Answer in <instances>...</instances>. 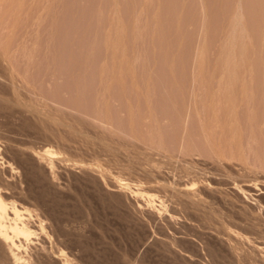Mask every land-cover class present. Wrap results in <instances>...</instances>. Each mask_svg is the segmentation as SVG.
I'll use <instances>...</instances> for the list:
<instances>
[{
  "label": "rangeland",
  "instance_id": "1",
  "mask_svg": "<svg viewBox=\"0 0 264 264\" xmlns=\"http://www.w3.org/2000/svg\"><path fill=\"white\" fill-rule=\"evenodd\" d=\"M5 1L0 198L39 227L25 264H264V0Z\"/></svg>",
  "mask_w": 264,
  "mask_h": 264
},
{
  "label": "bare ground",
  "instance_id": "2",
  "mask_svg": "<svg viewBox=\"0 0 264 264\" xmlns=\"http://www.w3.org/2000/svg\"><path fill=\"white\" fill-rule=\"evenodd\" d=\"M3 1H5V0H3ZM7 1V0H6ZM5 1V2H6ZM13 1V0H12ZM15 1V0H14ZM19 1V0H18ZM18 1H16V3L18 2ZM21 3L23 2V1H20ZM3 5H4V3L3 2H1ZM8 3H10V0H9V2ZM7 3V4H8ZM24 3V2H23ZM14 4V3H13ZM2 6V5H1ZM5 6V5H4ZM7 6V5H6ZM6 6H5V9H6ZM20 7V6H19ZM2 8H3V6H2ZM8 8H9V5H8ZM7 8V9H8ZM11 8H12V6H11ZM10 8V9H11ZM16 8V7H15ZM6 9V11H8ZM4 11L5 10H3V13H4ZM11 11V10H10ZM6 13V12H5ZM11 14H13V13H11ZM0 16H1V14H0ZM13 16V15H12ZM2 17V16H1ZM4 18V17H3ZM6 18H9V16L7 17L6 16ZM21 18V17H20ZM1 19V18H0ZM9 20V19H8ZM7 20V21H8ZM4 21V20H3ZM5 22H6V20H5ZM7 23V22H6ZM17 23V22H16ZM17 25V24H16ZM2 26V25H1ZM0 26V27H1ZM3 29V28H2ZM5 29V28H4ZM8 29V28H7ZM6 30V29H5ZM0 31H1V29H0ZM4 34V33H3ZM3 40V39H2ZM4 42V41H3ZM2 43V42H1ZM3 44V43H2ZM5 44V43H4ZM3 44V45H4ZM1 45V44H0ZM8 48V47H7ZM6 49V48H5ZM8 50V49H7ZM224 92V91H223ZM230 93V92H229ZM216 94H217V92H216ZM218 94H219V92H218ZM210 95H211V93H210ZM222 95V94H221ZM235 95V94H234ZM217 97H216V101L218 102L219 101V104H217L216 103V101L214 100V98L212 97V96H207L206 97V95H205V97H204V102L206 101V104H207V106H208V108H210V109H212L213 110V108H215V107H217V106H219L220 107V104H223V103H226L227 102V104H224V105H221L222 106V108L221 109H223V106H224V108L226 109V111H228L229 112V117L230 116H233V114H230V111L231 112H233L232 110V108L234 107L233 105V98L231 99V98H229L230 100L229 101H223V100H218V96L219 95H216ZM230 96V95H229ZM237 96V95H236ZM235 96V97H236ZM220 97V96H219ZM222 97V96H221ZM220 97V98H221ZM223 97H227V96H223ZM240 97V96H239ZM4 99V98H3ZM228 99V98H227ZM238 99V98H237ZM262 99V98H261ZM5 100V99H4ZM238 100H240V98L238 99ZM222 101V102H221ZM8 102V101H7ZM203 102V103H204ZM241 102V101H240ZM202 103V104H203ZM237 103H239V102H237ZM206 104L204 103L203 105V107H206ZM257 105V104H256ZM259 105V104H258ZM238 106H239V104H238ZM264 106V105H263ZM253 107V106H252ZM218 108V107H217ZM235 108H236V106H235ZM221 109H219L218 108V110H221ZM232 109V110H231ZM256 109H258V108H256ZM255 109V110H256ZM261 109V108H260ZM263 109V108H262ZM207 110V109H206ZM224 110V109H223ZM208 111V110H207ZM216 110L214 109V112H215ZM226 111L224 110V112H222V113H226ZM260 111V110H259ZM263 112V111H262ZM209 113H211V111L209 112ZM216 113V112H215ZM214 113V114H215ZM219 113V115H220V112H218ZM212 114V113H211ZM214 114H212V116H211V118H209V119H211L212 121H208L209 123L211 122H213V116L215 117V115ZM227 115V114H226ZM226 115H224V116H226ZM224 116H223V118H224ZM228 116H227V118H228ZM262 116V115H261ZM220 117V116H219ZM264 117V116H263ZM262 117V118H263ZM221 118V117H220ZM219 118V119H220ZM222 118V119H223ZM220 120V122L221 123H223L224 124V126L226 125H230L232 122V120L230 121L231 123H229V124H227L228 122H226V123H224V122H222L223 120ZM226 119V118H225ZM230 119H232V117L230 118ZM207 120H208V118H207ZM216 120H218V119H215V121H214V123H216ZM258 120V119H257ZM261 120V119H260ZM260 120H258V121H260ZM262 120H264V119H262ZM234 121V120H233ZM262 122V121H261ZM237 123V122H236ZM218 124V123H217ZM215 125V126H218V125ZM233 124V123H232ZM259 124H261L260 122H259ZM212 125H214V124H212ZM212 125H211V127H212ZM237 125V124H236ZM219 127H221V126H219ZM223 127V126H222ZM231 127V125L229 126V128ZM234 127V126H233ZM260 127V126H259ZM224 128V127H223ZM227 128V127H226ZM228 128V129H229ZM221 129V128H220ZM232 129V128H231ZM236 130V129H235ZM42 150V149H41ZM25 153V152H24ZM46 153H48V155L49 154H52L50 151H46ZM38 157V156H37ZM37 157H36V159H37ZM41 162L42 160L41 159H38V162ZM5 162V161H4ZM41 165V164H40ZM47 166V165H46ZM46 168V167H45ZM6 170V169H5ZM47 172H50L49 170H47ZM49 174V173H48ZM49 176H51V174H49ZM51 178V177H50ZM1 184V183H0ZM56 186V185H55ZM185 188V187H184ZM17 189V188H16ZM181 191H183V190H181ZM184 191L186 192V193H188L190 190L188 189V188H185L184 189ZM262 192H264V191H262ZM182 193V192H181ZM180 193V194H181ZM192 193V192H191ZM190 193V195L189 196H191L192 194ZM184 194V193H183ZM185 195V194H184ZM4 196V195H3ZM132 196V195H131ZM192 198V197H191ZM187 200V199H186ZM190 200H192V199H190ZM188 202V201H187ZM192 202H194V200H192ZM196 203H197V201H195ZM186 204H189V203H186ZM206 204V203H205ZM190 205V204H189ZM10 207V206H9ZM190 207V206H189ZM196 207V206H195ZM194 208V207H193ZM192 208V209H193ZM205 211V210H204ZM23 213H21L20 211H18L17 209H16V207H14V206H12V207H10V208H8L7 207V205L1 200V198H0V258H1V262H4V264H25V262L23 261V256H21V253H20V251H19V249H20V247L21 246H28V245H30L31 244V242H30V240H29V236H32V234H35V231L37 230V229H39V227L36 225V224H34L31 220H30V218L28 217H23ZM254 220V219H253ZM212 224V223H211ZM210 228V227H209ZM38 236V235H37ZM34 242V241H33ZM263 245V244H262ZM32 247V246H31ZM229 247H231V246H229ZM33 248V247H32ZM232 248V247H231ZM29 249V248H28ZM34 249V248H33ZM233 249V248H232ZM264 249V248H263ZM31 250V249H30ZM22 251V250H21ZM24 253V252H23ZM32 253V252H31ZM232 253V252H231ZM234 254H235V252H234ZM46 255V254H45ZM236 256H237V254H235ZM25 257V256H24ZM239 257V256H238ZM238 257H236V258H238ZM65 258V257H64ZM233 259H234V257H233ZM237 260V259H236ZM56 261H57V263L58 264H61L60 262H59V260H57L56 259ZM65 261V260H64ZM68 261V260H67Z\"/></svg>",
  "mask_w": 264,
  "mask_h": 264
}]
</instances>
